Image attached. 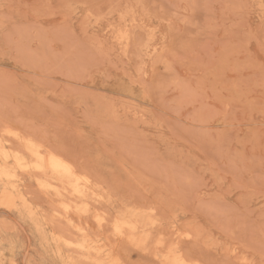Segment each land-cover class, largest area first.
<instances>
[{"label": "rangeland", "instance_id": "374dc122", "mask_svg": "<svg viewBox=\"0 0 264 264\" xmlns=\"http://www.w3.org/2000/svg\"><path fill=\"white\" fill-rule=\"evenodd\" d=\"M0 264H264V0H0Z\"/></svg>", "mask_w": 264, "mask_h": 264}, {"label": "snow or ice", "instance_id": "6c2138e0", "mask_svg": "<svg viewBox=\"0 0 264 264\" xmlns=\"http://www.w3.org/2000/svg\"><path fill=\"white\" fill-rule=\"evenodd\" d=\"M98 223H103V221L99 220V218H98ZM113 227H114L115 232H116L117 234H120V235L123 234V233H122V229H121V225H120V222H119V221H117V222L115 223V225H113Z\"/></svg>", "mask_w": 264, "mask_h": 264}, {"label": "bare ground", "instance_id": "6f19581e", "mask_svg": "<svg viewBox=\"0 0 264 264\" xmlns=\"http://www.w3.org/2000/svg\"><path fill=\"white\" fill-rule=\"evenodd\" d=\"M50 157H51V156H50ZM47 158H49V157H47ZM53 159H54V158H53ZM52 161H53V160H52ZM53 163H56V166H57V162H53ZM62 165H64V164H62ZM62 165H61V166H62ZM56 166H55V167H56ZM55 167H54V168H55ZM58 167L60 168V165H59ZM58 167H57V168H58ZM70 167H71V166H70ZM69 169H70V168H69ZM57 170H58V169H57ZM52 171H53V170H52ZM55 172H56V170H55ZM68 172H70V171H68ZM58 173H59V172H58ZM65 173H66V172H65ZM69 184H70V183H69Z\"/></svg>", "mask_w": 264, "mask_h": 264}]
</instances>
